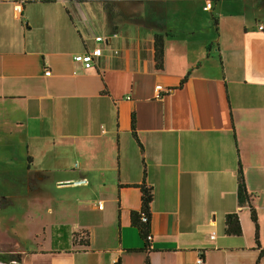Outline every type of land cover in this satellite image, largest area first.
<instances>
[{"label":"crops","instance_id":"1","mask_svg":"<svg viewBox=\"0 0 264 264\" xmlns=\"http://www.w3.org/2000/svg\"><path fill=\"white\" fill-rule=\"evenodd\" d=\"M96 47L92 67L74 60ZM3 106L26 162L8 173L50 239L7 236L20 260L0 264H264V0H0ZM142 186L151 248L135 251Z\"/></svg>","mask_w":264,"mask_h":264},{"label":"rangeland","instance_id":"2","mask_svg":"<svg viewBox=\"0 0 264 264\" xmlns=\"http://www.w3.org/2000/svg\"><path fill=\"white\" fill-rule=\"evenodd\" d=\"M6 114L8 113L3 106L0 111V119L6 118ZM11 128L13 127L10 124L0 123V223H2L0 224V242H6L8 236V240L14 242L21 239L23 242L28 243V246H33V241H42L41 243L46 246L50 239V230H48L47 233L42 230L46 215H44L41 220L30 217V213H35L40 210L41 207L32 204L25 206L23 204V202H26L25 199L28 197H23L19 194L20 185L18 182L12 181L13 179L10 177L11 174L8 173V165L12 164L11 169L15 170L14 177H18L20 175L18 169L21 168L24 163L22 160L24 159L25 154L24 150H20L15 153L8 150V144L12 145L15 141V137L9 135L8 133ZM17 154L18 157L21 158L20 160L17 158ZM25 164L26 162L23 165ZM8 196L9 199H6L5 201L2 199V197ZM1 201L5 203L4 206ZM9 218L12 219L9 221ZM32 228H34L32 232L33 234L27 232V230H32ZM35 232L38 234V238L34 237Z\"/></svg>","mask_w":264,"mask_h":264},{"label":"trees","instance_id":"3","mask_svg":"<svg viewBox=\"0 0 264 264\" xmlns=\"http://www.w3.org/2000/svg\"><path fill=\"white\" fill-rule=\"evenodd\" d=\"M164 55H165V44H164V36L156 34L155 36V60L156 67L158 69H162L164 65ZM187 80V76L182 79L180 86H183ZM132 127L135 129V117L132 119ZM142 205L139 210L131 211V223L135 226L142 239L144 240V246L142 248H136L131 250H148L151 248V236L150 234V221H151V202L153 199V193L151 188H147L142 186ZM238 196L239 202L241 204H246L250 202V197L246 189V183L244 180V176L242 171L239 170L238 174ZM251 209V218L255 223V241L256 247L260 250V257L264 256V248L262 247L259 240V225H258V217L257 211L250 204ZM145 215L147 217V221L142 220V216ZM225 232L228 235H241L242 234V226L240 223V219L237 213H231L226 215L225 219ZM65 249H68L67 247ZM20 257L16 254L0 252V261L2 262H12L19 261ZM145 264H150L149 260H146Z\"/></svg>","mask_w":264,"mask_h":264},{"label":"built area","instance_id":"4","mask_svg":"<svg viewBox=\"0 0 264 264\" xmlns=\"http://www.w3.org/2000/svg\"><path fill=\"white\" fill-rule=\"evenodd\" d=\"M210 8H212V3H211V1H207L205 9H210ZM14 10L17 14L20 13L22 11V4L20 2H15ZM114 35L116 36V34H114ZM108 39H110V38L103 37V36L96 37V40H98V41H108ZM116 52H117V50H115V53ZM101 55H102V48L96 47L92 50L86 51L85 53L75 55L74 60L78 63H81L85 68H90L94 65L95 58L99 57ZM49 74H50V71L47 70L46 75H49ZM156 89L161 90V89H163V87L161 85H157ZM142 220L147 221V217L145 215H143ZM149 238H151V236ZM198 262L202 263L203 259L199 258Z\"/></svg>","mask_w":264,"mask_h":264}]
</instances>
